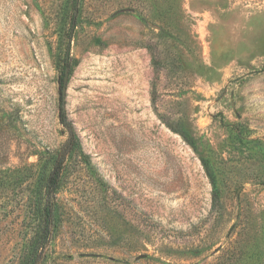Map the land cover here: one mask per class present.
<instances>
[{
  "label": "rangeland",
  "instance_id": "obj_1",
  "mask_svg": "<svg viewBox=\"0 0 264 264\" xmlns=\"http://www.w3.org/2000/svg\"><path fill=\"white\" fill-rule=\"evenodd\" d=\"M62 109L82 153L43 264H264V0H0V264L33 246Z\"/></svg>",
  "mask_w": 264,
  "mask_h": 264
},
{
  "label": "trees",
  "instance_id": "obj_2",
  "mask_svg": "<svg viewBox=\"0 0 264 264\" xmlns=\"http://www.w3.org/2000/svg\"><path fill=\"white\" fill-rule=\"evenodd\" d=\"M73 29L70 31V33H72ZM70 37H72V35ZM70 48L71 45L69 43L66 50L68 61L70 58ZM62 81V83L64 84V80ZM61 93L62 97L64 98L65 94L63 92V87ZM156 100L157 92L154 86V90L152 93V102L154 103V105L156 103ZM60 123L68 132V139L58 153V162L55 164V167L53 168L51 173H49L48 176L45 177V183L43 184L45 193L41 194V197L45 199V204L43 208H39V210L36 211L38 213V229L36 231V238H34V241L32 242L33 246L31 247L29 254L24 258V260L21 261L20 264L44 263V259L46 258L45 247L52 238L53 231L57 226V208L56 205L52 203L51 199L53 198V193L57 189V183L62 172V166L65 160L78 156L82 153L77 133L63 109L60 113Z\"/></svg>",
  "mask_w": 264,
  "mask_h": 264
},
{
  "label": "water",
  "instance_id": "obj_3",
  "mask_svg": "<svg viewBox=\"0 0 264 264\" xmlns=\"http://www.w3.org/2000/svg\"><path fill=\"white\" fill-rule=\"evenodd\" d=\"M69 74H70V67L67 66L66 71H65V76H64V84H63L64 94L66 93V90H67V85H68V81H69Z\"/></svg>",
  "mask_w": 264,
  "mask_h": 264
}]
</instances>
